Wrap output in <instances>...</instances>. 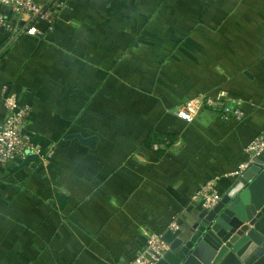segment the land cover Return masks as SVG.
Wrapping results in <instances>:
<instances>
[{"label": "crops", "instance_id": "0c3cea01", "mask_svg": "<svg viewBox=\"0 0 264 264\" xmlns=\"http://www.w3.org/2000/svg\"><path fill=\"white\" fill-rule=\"evenodd\" d=\"M63 1L52 31L0 32V126L6 101L28 108L37 157L0 164V264H129L149 234L189 230L201 186L223 195L248 162L264 130V0ZM220 93L243 121L177 116ZM152 134L174 144L156 151Z\"/></svg>", "mask_w": 264, "mask_h": 264}, {"label": "water", "instance_id": "95a60500", "mask_svg": "<svg viewBox=\"0 0 264 264\" xmlns=\"http://www.w3.org/2000/svg\"><path fill=\"white\" fill-rule=\"evenodd\" d=\"M95 140L81 142L94 148ZM35 158L16 159L15 170ZM163 238L170 250L157 264H264V152L234 177L215 207L201 210L189 230Z\"/></svg>", "mask_w": 264, "mask_h": 264}, {"label": "built area", "instance_id": "2783aa9c", "mask_svg": "<svg viewBox=\"0 0 264 264\" xmlns=\"http://www.w3.org/2000/svg\"><path fill=\"white\" fill-rule=\"evenodd\" d=\"M0 5L11 9L19 20L17 24L11 23L0 10V31L4 30L15 41L23 34L43 35V30L37 26L40 22L45 23L47 29L52 31L56 13H59L64 1L49 0L46 6L38 4L36 0H0ZM203 108L218 112L224 123L245 119V112L240 103L229 100L225 93L213 97H196L181 106L177 111V116L186 123H192ZM29 113L28 108L20 107L12 100L6 101V117L0 126L1 165L6 166L16 159L25 160L35 154L33 139L23 134ZM153 148L158 151L161 146L155 144ZM245 152L249 157L248 162L240 165L231 177L239 176L257 156L264 152V130L245 148ZM53 154V151L49 152L44 161L48 162ZM221 198L222 194L218 190L217 180L213 179L201 186L192 201L201 209L209 210L215 207ZM179 229L176 221L168 228L169 231ZM169 250L170 245L164 240L163 235L151 233L147 237L144 249L137 252L129 264H157Z\"/></svg>", "mask_w": 264, "mask_h": 264}, {"label": "trees", "instance_id": "16d2710c", "mask_svg": "<svg viewBox=\"0 0 264 264\" xmlns=\"http://www.w3.org/2000/svg\"><path fill=\"white\" fill-rule=\"evenodd\" d=\"M56 15H58V13H56ZM174 141H175V137L152 134L150 138L146 141V145L151 146L155 143L157 145L164 146V148L166 149L168 147H171L174 144ZM162 148L159 149L158 151L163 150Z\"/></svg>", "mask_w": 264, "mask_h": 264}]
</instances>
